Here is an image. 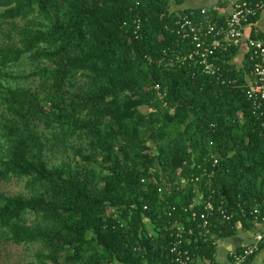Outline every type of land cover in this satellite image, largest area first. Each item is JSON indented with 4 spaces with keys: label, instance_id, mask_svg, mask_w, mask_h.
<instances>
[{
    "label": "trees",
    "instance_id": "obj_1",
    "mask_svg": "<svg viewBox=\"0 0 264 264\" xmlns=\"http://www.w3.org/2000/svg\"><path fill=\"white\" fill-rule=\"evenodd\" d=\"M184 1L0 0V185L24 190H0V264H176L180 228L191 256L220 264L213 242L252 218L214 216L204 238L193 213L211 197L264 215L263 118L237 48L215 59L235 84L203 74L174 30L202 19ZM18 248L35 262H9Z\"/></svg>",
    "mask_w": 264,
    "mask_h": 264
},
{
    "label": "built area",
    "instance_id": "obj_2",
    "mask_svg": "<svg viewBox=\"0 0 264 264\" xmlns=\"http://www.w3.org/2000/svg\"><path fill=\"white\" fill-rule=\"evenodd\" d=\"M229 6V12L223 17H210L209 11L217 12V7L202 8L199 10L202 19L194 21L190 16H179L175 23V33L183 40H190L193 50L187 55V59L194 60L203 74L214 77L221 83L235 84V79L224 78L223 69L215 63L216 54L225 52L230 47H238L241 42L247 46L248 61L253 63L249 72H244L245 85L243 92L251 103L252 110L263 118L264 127V38L253 37L246 34L245 28L251 25V20L256 18L264 10V0H221ZM228 72V70H227ZM214 166L217 162L210 154ZM213 172L209 173L211 176ZM216 216L222 221H231L235 217H251L253 225L260 226L249 243L226 251V262L223 264H253V260L263 253L261 248L264 242V215H261L257 207L237 206L228 209L223 201L216 203L209 197L203 202L202 210L193 213V221L198 217L201 221L197 228L204 229L201 234L204 238L210 234L211 219ZM238 224V223H237ZM251 227V228H252ZM250 228V229H251ZM194 236L193 229L180 228L175 232V242L170 248L176 264H201L202 260L193 257L183 247V242H189ZM219 240L213 245L217 247Z\"/></svg>",
    "mask_w": 264,
    "mask_h": 264
},
{
    "label": "crops",
    "instance_id": "obj_3",
    "mask_svg": "<svg viewBox=\"0 0 264 264\" xmlns=\"http://www.w3.org/2000/svg\"><path fill=\"white\" fill-rule=\"evenodd\" d=\"M217 7L218 10L216 12L219 18L223 17L225 14L229 12V6L222 2L221 0H185L183 4L178 6V9L181 10H200L202 8H212ZM255 30L256 32L264 35V10L259 13L256 20L252 22L251 25H248L245 28L246 34H251L252 31ZM237 48L236 55L232 58L231 64L235 66L238 71H244V64L247 57V46L244 42H241ZM235 234L227 239L219 240L223 241L222 245L217 244L216 247V255L215 259L218 263L223 264L226 262V251L233 248H239L247 243H249L252 239L253 234L256 231L260 230V226L254 225L249 230H244L242 226L238 223L235 225ZM218 241V243H219ZM220 249V251H218ZM218 256H221V259L218 260ZM253 264H264V257L263 253L260 256H257L253 260Z\"/></svg>",
    "mask_w": 264,
    "mask_h": 264
},
{
    "label": "rangeland",
    "instance_id": "obj_4",
    "mask_svg": "<svg viewBox=\"0 0 264 264\" xmlns=\"http://www.w3.org/2000/svg\"><path fill=\"white\" fill-rule=\"evenodd\" d=\"M3 39V36L0 35V40ZM31 69V64L29 62V60L27 58H25L21 64H19L18 66L16 67H13V70H12V73H14L15 75H18V74H23L25 72H28L29 70ZM9 73V71H7ZM0 81L4 82V80L0 79ZM9 82H11L9 80ZM19 83L24 85L26 84L24 81H20L19 80ZM0 190L1 191H4V192H10V193H16L18 191H21V192H24L23 190V185L22 184H16L15 182H10V183H7V184H1L0 185ZM224 242L222 241H219L218 243V246L219 245H222ZM32 250L33 248H30V249H21V248H18V249H15V250H11L12 251V255H11V258H10V261H13V259H18L19 257L25 255V257L27 258V260H32L35 262V258L32 255ZM220 251V249L218 250ZM13 257V258H12ZM221 259V256H218V260Z\"/></svg>",
    "mask_w": 264,
    "mask_h": 264
}]
</instances>
